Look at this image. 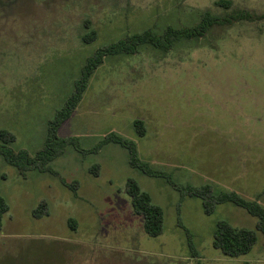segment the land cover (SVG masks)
Listing matches in <instances>:
<instances>
[{"label":"rangeland","instance_id":"1","mask_svg":"<svg viewBox=\"0 0 264 264\" xmlns=\"http://www.w3.org/2000/svg\"><path fill=\"white\" fill-rule=\"evenodd\" d=\"M216 1L0 0V129L14 135L13 150L31 156L97 47L145 28L189 26L205 11L225 20L166 51L141 46L104 57L57 130L83 150L110 132L131 140L162 177L131 167L127 149L112 142L85 154L67 145L49 163L56 174L20 173L0 155V196L9 205L0 264H264V232L236 257L212 245L217 221L255 229L254 216L231 202L207 214L200 198H181L168 181L234 191L264 207V0H227V8ZM86 23L90 42L82 40ZM129 178L162 208L160 235L148 236L134 214ZM42 201L48 214L37 217Z\"/></svg>","mask_w":264,"mask_h":264},{"label":"trees","instance_id":"2","mask_svg":"<svg viewBox=\"0 0 264 264\" xmlns=\"http://www.w3.org/2000/svg\"><path fill=\"white\" fill-rule=\"evenodd\" d=\"M216 3L223 8L230 4L227 0H218ZM243 14L239 18L242 19ZM225 20L212 16L208 11L203 12L202 17L195 24L189 26L172 27L166 26L161 32H155L151 28H145L141 31L132 32L123 37L105 43L97 47L94 52L88 56L81 66L78 78L74 81L72 92L65 99L64 103L58 108L53 117L48 121L46 138L41 149L34 155H30L26 150H13L9 144L14 141V135L4 129H0V155L5 162L14 166L20 173L27 170L36 169L39 172H51L56 174L50 168L49 163L60 156L67 145L72 144L78 151L97 152L106 143H116L128 151V163L148 176L162 177V171L152 169L147 163L139 160L137 157L136 146L133 141L122 138L115 133H108L100 139L93 147L83 150L79 147L78 140L75 137L61 138L57 135L60 125L70 117L81 99L82 93L88 83L89 77L100 65L104 57L117 54H132L141 46H148L153 49L168 50L179 40H188L199 38L216 24H223ZM88 28V24H85ZM95 37V31L91 28L82 36V40L90 42ZM133 126L139 136L145 134V128L141 120H134ZM89 170L98 174L99 166L91 165ZM169 183L176 189L181 198L185 196H195L201 199L204 211L211 214L216 205L223 202H231L244 208L256 220L255 229L245 227H235L224 220L216 222L213 230L212 245L219 249L224 255L236 257L248 253L257 241V231L264 232V207L257 200H247L234 191H220L214 193L210 185H180L172 180ZM66 187L75 190L78 188L77 181L66 182L61 180ZM126 192L130 197L134 214L142 217V227L144 232L150 237H156L161 234L163 228L162 208L153 203L150 195L142 190L133 178L126 182ZM9 209L8 203L0 196V229L1 219ZM48 208L45 201H42L33 210V215L39 217L47 215ZM68 225L74 228V221L69 219ZM188 243L191 246L190 234L187 233Z\"/></svg>","mask_w":264,"mask_h":264}]
</instances>
